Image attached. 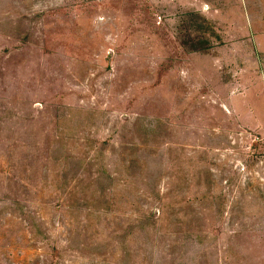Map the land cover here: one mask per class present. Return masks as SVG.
<instances>
[{"label":"rangeland","instance_id":"obj_1","mask_svg":"<svg viewBox=\"0 0 264 264\" xmlns=\"http://www.w3.org/2000/svg\"><path fill=\"white\" fill-rule=\"evenodd\" d=\"M0 264H264V0H0Z\"/></svg>","mask_w":264,"mask_h":264}]
</instances>
